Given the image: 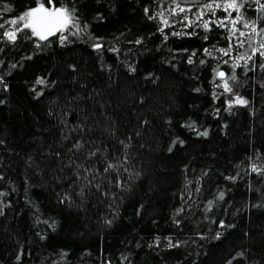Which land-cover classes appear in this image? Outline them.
<instances>
[{
    "label": "trees",
    "instance_id": "obj_1",
    "mask_svg": "<svg viewBox=\"0 0 264 264\" xmlns=\"http://www.w3.org/2000/svg\"><path fill=\"white\" fill-rule=\"evenodd\" d=\"M53 3L79 17L81 30L65 33L64 45L24 32L14 43L0 37V264H264V175L251 171L264 168L256 0L240 11L257 26L251 47V26L237 23L246 35L231 41V24L185 27L199 4L181 3L191 11L171 16V0ZM36 6L0 0V23ZM230 42L225 56L219 49ZM240 53L253 58L240 61L233 91L221 95L214 70L227 79ZM235 96L248 104L226 110Z\"/></svg>",
    "mask_w": 264,
    "mask_h": 264
},
{
    "label": "snow or ice",
    "instance_id": "obj_2",
    "mask_svg": "<svg viewBox=\"0 0 264 264\" xmlns=\"http://www.w3.org/2000/svg\"><path fill=\"white\" fill-rule=\"evenodd\" d=\"M37 7L29 8L25 12H23L21 15H19L18 18L12 19L11 21H5L4 23H0V29H5V24H11V25H17L19 23L23 24V27H16L10 30H3L0 31V37H6L9 42H15L17 40V33L18 32H24L25 37L31 39L32 37H37L38 41L40 42H49L50 37H56L58 42L61 45H64L66 41H68V36L65 35V33H68L70 35H76L81 30L80 28V21L79 17L76 15L75 8H68L66 5L61 7H55L53 0H48V7H45L44 3L41 2V0H36ZM64 0H61V4L63 5ZM181 3H192L194 5L199 4V11L195 14V20H189L187 16L183 17L182 22L186 21L185 27H190L192 24L196 23V21H201L198 25L199 27H202L205 31H209V25L215 24L218 27L228 28V25L231 24L232 27L229 28V31L231 32V36L229 37V41H231L232 37H236L237 32L239 31V37H244L246 33L244 31H240L236 28L237 23L242 24L244 28H249L251 26V32L248 33L249 37V46L251 47V38L252 33H257V26L255 22H249L245 20L244 16L240 14L241 9L244 8L245 4L247 3V0H222V2H217V0H211L209 3H203L200 4V0H171V4L174 5V7H171L167 11L169 12V15L176 16L178 15L177 9L179 10V13H185L190 12L191 8H185L181 7ZM256 3L259 4V9L261 11H264V4H260L259 0H256ZM216 9H222L227 15L223 19L219 20H203L202 17L206 14L205 10H207L208 13H211L213 16L215 15ZM229 9H232L233 11L237 12V15L235 17H232V12L229 11ZM3 11L8 12L11 11L10 7L3 8ZM148 9H145V13L147 14ZM163 12H158L155 16L149 17L150 19H156L157 17H163ZM258 19H264V16L258 17ZM227 21V23H226ZM163 24L165 27H170L169 21L167 19L163 20ZM85 27H87L85 25ZM25 30H30V33L25 32ZM75 30V31H73ZM161 33L164 32V27H161L158 29ZM260 32H264V28L259 29ZM258 34V33H257ZM173 36L180 35L178 32H173ZM237 37V45L240 48L244 47L245 41L239 39ZM164 39L167 40V35L164 36ZM205 39L207 37L205 36ZM140 40H137L136 43H140ZM40 46L39 43L37 45ZM97 48H100L101 45L97 44ZM233 48V45L231 42L229 43V46L227 49L220 48L219 51L223 53V55L227 56L231 53ZM264 42H261L258 48L253 49V55L256 53H259V55L264 58ZM2 51V49H0ZM115 51V49H113ZM204 52L208 55H212V53L209 51V49L205 48ZM195 55V53H193ZM252 56L247 55V53H240L235 62L231 65L232 68V74L227 79L226 73L224 71H220L218 69L214 70L215 76L213 80L215 81L216 77H219L222 79L223 83L220 85H217V87L223 88V93L221 95H224L225 93H231L233 90L230 87L228 80L231 79L232 81L236 80V74L235 69L237 67H240V61L241 60H252ZM188 63H192V60L189 59ZM201 63H204V61H201ZM225 64L228 63V61H224ZM264 67V64L261 65ZM244 67H247V63H245ZM134 71V69H132ZM37 84H44V79H38L36 81ZM215 96L216 94L213 93ZM233 104L238 105H247L248 101L240 96H235L234 100H226L227 108L226 110H230ZM191 127V125H189ZM207 131L200 133V135L207 136ZM175 143V142H173ZM171 151V148L169 149ZM109 167H114L113 165H109ZM107 171V169H105ZM251 171L253 172H260V174L264 175V168H259L256 163L251 164ZM230 179H235V177H231ZM4 193H0V196H3ZM224 192H220L218 199L223 200L224 199ZM213 201H209L206 211H211L213 207ZM183 208L178 209V212H182ZM107 223H111V221H108ZM178 223V222H177ZM220 226L224 227V222H220ZM54 227V225H53ZM220 236V233L216 234V239H218ZM169 240V247H175L177 245H174L171 243L170 238H166ZM156 242H159V237H157ZM242 255V254H238ZM228 264H231V261L228 262Z\"/></svg>",
    "mask_w": 264,
    "mask_h": 264
},
{
    "label": "rangeland",
    "instance_id": "obj_3",
    "mask_svg": "<svg viewBox=\"0 0 264 264\" xmlns=\"http://www.w3.org/2000/svg\"><path fill=\"white\" fill-rule=\"evenodd\" d=\"M36 7H37V6H36ZM45 7H48V6L45 5ZM20 24L23 25L22 23H20Z\"/></svg>",
    "mask_w": 264,
    "mask_h": 264
}]
</instances>
